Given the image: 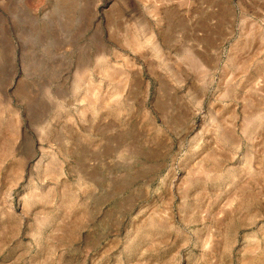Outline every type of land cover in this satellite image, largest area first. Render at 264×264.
Masks as SVG:
<instances>
[{
    "label": "rangeland",
    "instance_id": "rangeland-1",
    "mask_svg": "<svg viewBox=\"0 0 264 264\" xmlns=\"http://www.w3.org/2000/svg\"><path fill=\"white\" fill-rule=\"evenodd\" d=\"M164 3L0 0V264H264V0Z\"/></svg>",
    "mask_w": 264,
    "mask_h": 264
},
{
    "label": "bare ground",
    "instance_id": "bare-ground-1",
    "mask_svg": "<svg viewBox=\"0 0 264 264\" xmlns=\"http://www.w3.org/2000/svg\"><path fill=\"white\" fill-rule=\"evenodd\" d=\"M164 5H165V3H164V0H155V6H156V9L154 10V13H156V15H157V17H158V20H164V17H165V15H166V10H165V7H164ZM143 16V15H142ZM233 16H234V13H233ZM144 17V16H143ZM244 19L245 18H243V19H240V24H239V27L241 26V27H243L244 26V24H245V21H244ZM247 21V20H246ZM262 21H264V16H263V20ZM140 23L142 24V26L141 27H138V28H133V29H131L130 31H128V32H126L123 36H125V40L127 41V43H128V46H129V48H130V50L133 52V53H135V55L136 56H139L140 58H145V56H146V49L143 47V48H139V47H137V46H140V42H142L143 40H144V38H145V36H148V34H149V36H153V33L155 32V31H150V33L148 32V30H150L151 28H152V24L147 20V19H143L142 18V20L140 21ZM246 23H248V21L246 22ZM157 27V26H156ZM156 29V28H155ZM229 29V28H228ZM242 29H244V28H241V30ZM152 30H153V28H152ZM158 31H157V36H162L161 35V33L159 32V28L157 29ZM230 30V29H229ZM97 32L99 33V34H102V31H101V29H100V27H98V29H97ZM112 35V34H111ZM113 36H116V35H113ZM128 36H130V37H128ZM129 38V39H128ZM132 43H134V45L132 44ZM136 45V46H135ZM160 46V45H159ZM159 50V49H158ZM201 50V49H200ZM207 50V49H206ZM205 50V51H206ZM95 51H96V53H97V55H98V61L99 60H101L102 58H104L107 54H108V49H107V47L105 46V45H103V43L102 42H100V41H98V42H96L95 43ZM202 51V50H201ZM201 51H199L198 52V54L196 53L195 54V52L193 53V52H191L192 53V55L193 54H195V56H193L192 58H194L195 59V61H197L198 63L199 62H205L206 61V59L204 60L203 59V56H201L202 54H201ZM217 51V50H216ZM160 52V51H159ZM204 52V51H203ZM215 52V51H214ZM190 53V54H191ZM199 54H201V55H199ZM204 54L206 55L207 53H205L204 52ZM204 55V56H205ZM216 55V56H215ZM207 56V55H206ZM214 56H215V58L217 59H219V52L218 53H215L214 54ZM109 57V56H108ZM211 58V57H210ZM214 58V57H213ZM229 61L230 60H232V57L230 58L229 57V59H228ZM213 61H215V60H213ZM216 61H218V60H216ZM97 63V62H96ZM207 63H208V61H207ZM212 63V62H211ZM213 64V63H212ZM209 65H211V64H209ZM152 66V65H151ZM104 67V66H103ZM210 68H212V66H210ZM100 69H102V68H100ZM105 70H107V69H105ZM125 70V69H124ZM109 74H107V77L110 79V82L112 83V84H117V80H118V78H117V76L118 75H123V73L122 72H119V71H114V72H112V71H107ZM101 74H103V73H101ZM139 75V74H138ZM116 78H117V80H116ZM210 80V82L208 83V84H211L212 82H213V79H212V77L209 79ZM256 85H258L257 83H256ZM263 85H264V81H263ZM262 85V86H263ZM260 85H258L257 87H259ZM256 90H259V89H256ZM256 94H257V92H256ZM212 109H213V107H212ZM211 109V110H212ZM215 112H217V110H215ZM226 135V134H225ZM222 214V213H221ZM216 215H217V213H216ZM222 216V215H221ZM224 216V215H223ZM222 216V217H223ZM226 217V216H225ZM224 217V218H225Z\"/></svg>",
    "mask_w": 264,
    "mask_h": 264
}]
</instances>
